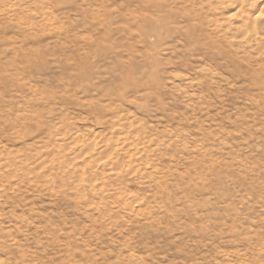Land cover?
<instances>
[{
	"label": "rangeland",
	"instance_id": "1",
	"mask_svg": "<svg viewBox=\"0 0 264 264\" xmlns=\"http://www.w3.org/2000/svg\"><path fill=\"white\" fill-rule=\"evenodd\" d=\"M225 2L0 0V264H264V21ZM123 117L138 172L62 166Z\"/></svg>",
	"mask_w": 264,
	"mask_h": 264
},
{
	"label": "bare ground",
	"instance_id": "2",
	"mask_svg": "<svg viewBox=\"0 0 264 264\" xmlns=\"http://www.w3.org/2000/svg\"><path fill=\"white\" fill-rule=\"evenodd\" d=\"M254 6L256 7L255 9H257V8L259 9L257 14L249 11V9H251ZM224 10L225 11H231V10L235 11V14H231V16H229V17H231V18L236 17L238 19V21L236 20L238 24L236 23L237 25L234 27V29L238 32H241V35L245 34V37L251 36L252 34L248 35V33L249 32L253 33L254 31H256L264 21V16H263L264 15V3L262 0L261 1H258V0H226L225 4L223 6V11ZM133 127H134V125L127 118L125 119L123 117V118H120L117 122L115 121L114 125L111 126V130L109 131V134H111V136L108 138V140L104 143L103 146L99 145L100 140H98V139H100V136L102 134L104 135L105 132L104 133L100 132L101 134L100 133L98 134V131H97V133H95L92 138H86L84 136L82 137L81 136L82 134L80 135L81 137H79V135H78L79 133L77 135L73 136V135L67 134V132H65V133H63L64 135L60 136L61 139H57L54 142V144H53V145H55L54 149H55V151H61V152L66 151L65 154L62 156V159H63L62 166L63 167L64 166H66V167L70 166L71 163L69 164L68 161L74 162V160L76 161V159L82 158V163H81L82 165H80L79 168H74L75 170L74 169L72 170L73 173L71 172V174L76 173V177H78V176L83 177L82 179L87 178L91 181L92 179H94L95 177L98 176L99 172H97V171H99L98 169H100L99 166L101 164L100 163L101 159L106 160L104 162L106 170H107V168L118 170V168H120L122 166L123 167L126 166L125 168H127L126 169L127 173H130V174L133 172L136 173L139 171V169L136 170L137 168H135L137 158L140 159L141 156L138 154H135L134 156L133 155L130 156L129 155L130 149L132 147L138 149L139 145H143L142 149L148 150V148L150 146L154 145L155 143H153V140H152V142H148L147 144L144 141L142 142L141 140H136L135 139L136 137L134 134L131 136L123 137L124 134H126L130 131H133L134 130ZM102 131H104V130H102ZM61 141H63V142L65 141V143H62ZM99 146H100V148H99ZM98 148H99V150H98ZM68 153L71 156L73 155L72 158H68V157L65 158V156H67ZM47 154H48V152L45 153V156ZM114 154H118L120 159H122V161H120L119 158H116L117 159L116 160L114 158ZM137 155L140 156V158L139 157L136 158ZM51 156H54V153H52ZM56 158L57 157L54 156L51 159H49V161L54 162ZM124 158H128V159H124ZM142 158H143V154H142ZM16 159H18V157L10 159V165L8 164L10 167H12V166H15L14 164L16 162H18V164H19V165L17 164L18 166L16 165L15 167H13V169L10 168V169H12L13 173L11 171L9 172V167L7 169L8 171L3 172L4 171L3 166H7V165H4L3 155L1 154V157H0V199L3 197L1 194L3 192V185H4L3 182L6 179L8 180L7 177H9L10 180H11V177L16 178V180H19L20 183H23L25 179L26 180L28 179L27 176L30 174V172L27 171L28 170L27 165L24 164V162H23L24 160L22 162H19V160L17 161ZM41 159H43V158L41 157ZM8 161H9V159L6 162H8ZM44 161H45V159H44ZM73 162H72V165L75 166L76 162L74 164H73ZM114 172H116V171H114ZM119 172H116V173H119ZM123 173H125V172H123ZM123 173H120L119 175H122ZM7 174H8V176H7ZM9 174H11V175H9ZM65 174H68V171ZM101 174H102V172H101ZM110 175H109V178H111ZM105 176L107 177L108 175L106 174ZM113 176H115V174ZM117 176H116V178H117ZM3 178H6V179L3 180ZM102 179H105V178L102 177ZM78 180H80V179H78ZM11 181H13V179ZM65 181H66V179H65ZM8 182L9 181H7V183ZM16 182H18V181H15V184L19 183V182L18 183H16ZM11 184H12L11 186L15 185L13 183H11ZM8 186L11 188L10 185H8ZM16 186L17 185H15L14 187L16 188ZM18 187H20V186H18ZM90 193H92V192L90 191ZM93 193H92V195H93ZM92 195L90 194V196H92ZM1 207L2 206L0 204V209H1Z\"/></svg>",
	"mask_w": 264,
	"mask_h": 264
}]
</instances>
